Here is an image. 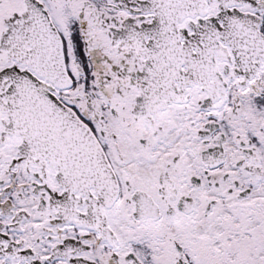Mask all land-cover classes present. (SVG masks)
I'll return each mask as SVG.
<instances>
[{
	"label": "snow or ice",
	"instance_id": "obj_1",
	"mask_svg": "<svg viewBox=\"0 0 264 264\" xmlns=\"http://www.w3.org/2000/svg\"><path fill=\"white\" fill-rule=\"evenodd\" d=\"M0 264H264V0H0Z\"/></svg>",
	"mask_w": 264,
	"mask_h": 264
}]
</instances>
